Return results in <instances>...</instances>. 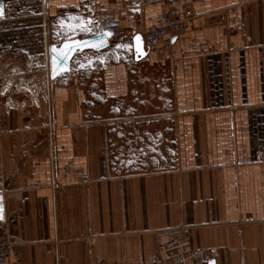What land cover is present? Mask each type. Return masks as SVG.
<instances>
[{
	"label": "crops",
	"instance_id": "obj_1",
	"mask_svg": "<svg viewBox=\"0 0 264 264\" xmlns=\"http://www.w3.org/2000/svg\"><path fill=\"white\" fill-rule=\"evenodd\" d=\"M59 1L62 13L89 3ZM181 1L96 0L91 33L68 34L123 27L108 47L73 57V74L54 86V129L0 141L10 264H161L157 243L183 229L216 264H264V0H187L194 26L165 53L174 115L160 104L137 118L146 81L133 35ZM123 108L115 163L108 142L123 135L105 125ZM126 111L140 127L125 126Z\"/></svg>",
	"mask_w": 264,
	"mask_h": 264
},
{
	"label": "rangeland",
	"instance_id": "obj_2",
	"mask_svg": "<svg viewBox=\"0 0 264 264\" xmlns=\"http://www.w3.org/2000/svg\"><path fill=\"white\" fill-rule=\"evenodd\" d=\"M2 1H4L5 16L0 18V141L9 138V136L15 138V135H23L24 138L31 133H39L45 129L52 130L56 127L52 105L54 86L62 84L64 79L66 80L73 72L63 73L56 79L50 78L48 65H46L49 46L60 44L68 38L70 31V34L91 33L94 25L93 19L97 18L92 11V7L97 5L96 0L93 2L88 0L89 3L81 9L71 7L65 13L59 12L60 8L57 5L60 1L58 2V0ZM87 12H91L90 15ZM135 18L140 19L139 15ZM142 27L144 26L137 27L135 32H140ZM122 31L123 27L121 26ZM29 54L32 56L39 55L37 60L31 58L30 61L33 65L38 63L43 66H32L31 71L17 72L16 70L14 73H9L11 68L25 67L24 65L29 62L27 57ZM110 55L111 53H104L101 56ZM94 56L91 57L94 58ZM124 57L126 59V55ZM99 62L102 63L99 58L93 60L95 65L96 63L100 64ZM136 63L142 66V79L146 81L144 93L146 99L144 102L147 104L144 106L145 113H140L137 118L148 114L150 111L159 110L160 104L164 113L171 112L174 115L170 105L171 99L165 94L166 91L167 93L170 91L167 88L170 79L168 58L165 54L150 53ZM87 70L89 69L85 68V78L88 76ZM151 81L152 84L150 85L152 86L148 87L147 85ZM91 86L93 84L89 88V91L92 90L93 102L105 103L106 94L102 88L95 85L91 89ZM156 93L158 94L156 95ZM158 95L160 96L156 98ZM122 110L120 120L105 125L119 129L118 133L123 135L120 138V143H122L120 146L108 142L109 154L115 163L124 159V108ZM126 112L130 113L131 119L125 126L137 127L138 120L133 117L135 111ZM159 124H161L160 127L167 128L173 124V121L163 118ZM120 129L123 133L120 132ZM166 147L172 153V144L170 148ZM165 157L162 155V160ZM1 162L3 163L2 158Z\"/></svg>",
	"mask_w": 264,
	"mask_h": 264
},
{
	"label": "built area",
	"instance_id": "obj_3",
	"mask_svg": "<svg viewBox=\"0 0 264 264\" xmlns=\"http://www.w3.org/2000/svg\"><path fill=\"white\" fill-rule=\"evenodd\" d=\"M197 16L194 6L187 0L180 4L169 3L166 11L150 20L140 29L148 54L163 55L171 50L174 40L187 33ZM111 32L110 40H117L121 32L119 23H106L98 28ZM0 188V193H2ZM12 241L5 227V220L0 219V264H10L9 253ZM156 258L161 264H209L210 257L197 250L192 243L189 229H183L178 235L159 241L156 245Z\"/></svg>",
	"mask_w": 264,
	"mask_h": 264
},
{
	"label": "water",
	"instance_id": "obj_4",
	"mask_svg": "<svg viewBox=\"0 0 264 264\" xmlns=\"http://www.w3.org/2000/svg\"><path fill=\"white\" fill-rule=\"evenodd\" d=\"M4 16H5L4 1L0 0V18H3ZM110 36H111V32L102 29V31L87 37L67 38L64 39L58 45L51 44L49 46V51L47 55L48 63L46 64L44 61V64L48 65L50 78L56 79L61 74L69 72L71 69V61L78 52L87 49L102 50L108 47L110 44L109 41ZM132 40H133V49L135 52V59L141 60L145 58L148 55V52L146 50L145 43L141 33L136 32L133 35ZM27 57L29 58V60L27 59L29 62H27L24 65L25 67L19 66L17 68L15 67L16 69L11 68L9 73H14L16 72V70L17 72L31 71V69H33L32 66L35 67L43 66L38 63H34L33 65L30 61L31 58L37 60L39 55L35 54L34 56H32L29 54L27 55ZM1 200L2 197L0 195V219L3 218ZM209 264H216L215 258L210 259Z\"/></svg>",
	"mask_w": 264,
	"mask_h": 264
}]
</instances>
